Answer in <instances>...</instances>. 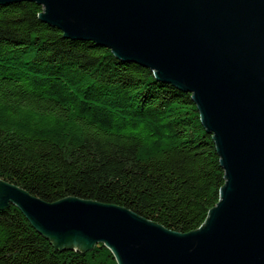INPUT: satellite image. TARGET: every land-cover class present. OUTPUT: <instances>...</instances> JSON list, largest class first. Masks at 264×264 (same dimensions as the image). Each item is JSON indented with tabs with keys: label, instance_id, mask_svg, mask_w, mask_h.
Returning a JSON list of instances; mask_svg holds the SVG:
<instances>
[{
	"label": "trees",
	"instance_id": "16d2710c",
	"mask_svg": "<svg viewBox=\"0 0 264 264\" xmlns=\"http://www.w3.org/2000/svg\"><path fill=\"white\" fill-rule=\"evenodd\" d=\"M0 5V180L48 203L114 205L171 231L201 228L225 184L191 94L93 42ZM0 264H117L103 244L58 248L0 210Z\"/></svg>",
	"mask_w": 264,
	"mask_h": 264
},
{
	"label": "water",
	"instance_id": "95a60500",
	"mask_svg": "<svg viewBox=\"0 0 264 264\" xmlns=\"http://www.w3.org/2000/svg\"><path fill=\"white\" fill-rule=\"evenodd\" d=\"M31 2L42 22L93 42L191 94L225 184L196 231L178 233L125 208L68 197L48 203L0 180L58 248L103 244L117 264H264V0H0Z\"/></svg>",
	"mask_w": 264,
	"mask_h": 264
}]
</instances>
